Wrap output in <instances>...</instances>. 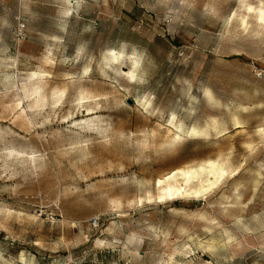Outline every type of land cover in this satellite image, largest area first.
<instances>
[{"label":"rangeland","instance_id":"374dc122","mask_svg":"<svg viewBox=\"0 0 264 264\" xmlns=\"http://www.w3.org/2000/svg\"><path fill=\"white\" fill-rule=\"evenodd\" d=\"M0 264H264V0H0Z\"/></svg>","mask_w":264,"mask_h":264},{"label":"built area","instance_id":"2783aa9c","mask_svg":"<svg viewBox=\"0 0 264 264\" xmlns=\"http://www.w3.org/2000/svg\"><path fill=\"white\" fill-rule=\"evenodd\" d=\"M25 31H26V24L25 22L20 21L18 26L14 29L13 33L17 38L22 39L24 37ZM93 224L97 225L95 221L93 222Z\"/></svg>","mask_w":264,"mask_h":264},{"label":"water","instance_id":"95a60500","mask_svg":"<svg viewBox=\"0 0 264 264\" xmlns=\"http://www.w3.org/2000/svg\"><path fill=\"white\" fill-rule=\"evenodd\" d=\"M129 104H130V105H132V102H131V101H129Z\"/></svg>","mask_w":264,"mask_h":264}]
</instances>
